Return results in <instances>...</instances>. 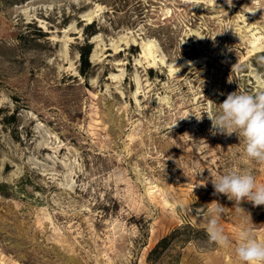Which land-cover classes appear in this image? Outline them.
Listing matches in <instances>:
<instances>
[{
  "label": "rangeland",
  "instance_id": "1",
  "mask_svg": "<svg viewBox=\"0 0 264 264\" xmlns=\"http://www.w3.org/2000/svg\"><path fill=\"white\" fill-rule=\"evenodd\" d=\"M237 90H264V0H0V264H240L202 219L264 242V206L211 183L264 185L202 114Z\"/></svg>",
  "mask_w": 264,
  "mask_h": 264
},
{
  "label": "clouds",
  "instance_id": "2",
  "mask_svg": "<svg viewBox=\"0 0 264 264\" xmlns=\"http://www.w3.org/2000/svg\"><path fill=\"white\" fill-rule=\"evenodd\" d=\"M202 114L211 121L213 134H235L243 144V155L250 161L264 163V90L255 94L234 91L218 104V110ZM196 119L200 121L202 115ZM210 177L214 195H226L237 207L245 200L254 207L264 206V185H258L251 172L230 170ZM208 205L202 219L209 241L220 248L235 243L234 252L240 264H264V242L257 240L248 227H240L235 241L230 240L219 223L224 206L218 201Z\"/></svg>",
  "mask_w": 264,
  "mask_h": 264
},
{
  "label": "trees",
  "instance_id": "3",
  "mask_svg": "<svg viewBox=\"0 0 264 264\" xmlns=\"http://www.w3.org/2000/svg\"><path fill=\"white\" fill-rule=\"evenodd\" d=\"M94 27H95L94 21L90 22L88 25L85 26L84 33H85L86 37L96 33V30ZM40 29L41 28H38L39 32L41 31ZM91 48H92V45H91V43L87 42V40H85L84 43L81 44L78 48L79 60H80L78 70H79V73L85 77L87 76V72L90 69V65H91L90 61H89ZM258 55H263V53L258 54ZM0 111H1V109H0ZM15 119H16L15 114L12 113L8 117L5 116L3 118V121L6 123H12L15 121ZM173 232H175V230ZM173 232L158 240V242L155 244V246L148 253V256H147L148 261H153V259L156 257L155 255H158L159 252L168 245L171 236H173Z\"/></svg>",
  "mask_w": 264,
  "mask_h": 264
},
{
  "label": "bare ground",
  "instance_id": "4",
  "mask_svg": "<svg viewBox=\"0 0 264 264\" xmlns=\"http://www.w3.org/2000/svg\"><path fill=\"white\" fill-rule=\"evenodd\" d=\"M150 43V42H149ZM150 45V44H149ZM144 46V45H143ZM146 46V45H145ZM254 46V45H253ZM149 47V46H148ZM147 52L150 54L151 53V49L149 48L148 50H147ZM145 54H146V52H145Z\"/></svg>",
  "mask_w": 264,
  "mask_h": 264
}]
</instances>
